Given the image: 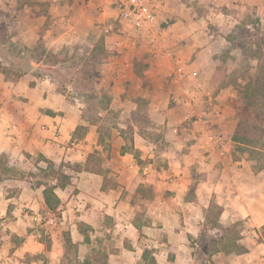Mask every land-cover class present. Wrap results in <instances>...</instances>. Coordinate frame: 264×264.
I'll list each match as a JSON object with an SVG mask.
<instances>
[{"label": "crops", "instance_id": "obj_1", "mask_svg": "<svg viewBox=\"0 0 264 264\" xmlns=\"http://www.w3.org/2000/svg\"><path fill=\"white\" fill-rule=\"evenodd\" d=\"M153 1L159 28L140 35L121 25L110 1L0 0V22L13 28L22 46L35 48L43 38L49 49L61 48L87 40L91 32L103 35L112 64L103 80L116 86L111 95L119 115L103 131L105 118H86L87 102L71 99L56 78L32 71L9 78L0 70V154L18 173L0 180V264H64L67 242L84 260L99 241L114 244L107 264H141L147 247L159 264H196L191 241L214 206L223 226L241 219L240 233L229 237L241 250L229 249L217 264H264V166L254 167L236 150L238 122L226 101L223 113L211 120H185L192 105L172 103L174 87L161 65L166 58L163 51L162 58L155 53L164 46L177 49L188 63V78L197 82V70L210 94L220 33L236 19L239 3L263 9L264 0ZM168 18L173 22L161 27ZM109 24L114 30H107ZM142 49L150 53L138 71ZM186 123L190 139L186 130L173 131ZM79 125L87 129L83 135L76 132ZM93 154L99 160L92 168L74 166L85 167ZM50 169L69 182L63 185L56 174L50 182L42 179ZM49 186L60 199L54 213L69 211L50 230L34 220L53 213L45 203ZM138 207L145 209L141 221Z\"/></svg>", "mask_w": 264, "mask_h": 264}, {"label": "rangeland", "instance_id": "obj_2", "mask_svg": "<svg viewBox=\"0 0 264 264\" xmlns=\"http://www.w3.org/2000/svg\"><path fill=\"white\" fill-rule=\"evenodd\" d=\"M235 18L231 26L220 33L221 36L219 40H217L214 55L219 58L220 62L214 72L215 86L209 85L210 87L208 88L211 91L210 95H208L205 87L206 94L204 95V102L200 103L198 106H210L212 104L221 105L222 114L225 109L224 101H226L234 108V115L236 116L237 122L239 120L245 121L248 116L250 119L253 118V120L254 118L255 120L258 119L257 123L263 125V122L259 121L258 116L255 114L257 111L264 112V110L252 108L253 113H248L245 110V99L241 94L239 85L240 83L241 85H245L251 79L254 81V78H257L263 71V69H260V65L262 63L264 64V8L262 9V7L254 5L253 8L248 7L245 9V7H242V4L239 3ZM167 21L164 20V22H161V27L169 25L173 22V19L168 18ZM99 35L98 33L95 34L91 32L87 40H79L75 43L71 40L70 43L64 44L61 48L52 47L51 49H49L48 41L41 38L36 42L35 47H38V49L35 48V54H33L30 59H28V56H25L24 59L29 61L33 60V65H35V67L39 66V68H43V70L39 69L40 72L49 73L56 78L61 87L59 89L65 90V92L68 91L72 97L71 99L84 96L88 102L91 100L92 103L87 102L89 105L84 108V116L96 122L101 118H105L106 122L103 123L101 127L103 131H109L110 126L116 123L119 117L115 106L116 100H114V96L111 95V90L116 86L113 82L104 84L105 80H103V78L112 71V64L108 62V52L104 46L105 37ZM13 36V28L6 23L0 22V55L1 45L9 46L11 42L15 43V45H20L19 43H22L21 39L16 38L14 40ZM166 48L168 47L164 46L161 49H157L155 53L161 54L162 58V51ZM169 48H172L176 54H179L177 49L173 47ZM149 53L150 49H142V54L145 55L142 56L141 54L137 57L135 69L138 71L142 69V61L146 59ZM7 61L9 62L7 63ZM11 61L16 64L14 58L9 56L6 60L1 61L0 56V66L8 71L5 75L9 78H15L18 65L10 66L9 63ZM37 61L41 64L38 65ZM166 61L168 64L161 65L168 67L170 63L168 60ZM48 67L52 68L47 70L49 69ZM172 95L171 92V96ZM172 100V103L177 101L173 99V97L171 98V101ZM108 107H110L108 112L102 111ZM101 112H103L104 116H100ZM142 120L145 121L144 117ZM186 125L189 126L187 123ZM259 134L260 138H264L260 132ZM252 144L255 146L257 145L255 148L256 153L254 154L250 152V148H247L252 146H244L240 149L239 144L235 142V147L239 154L245 155L247 159L254 157L253 161L256 167L260 165L264 166V146L255 143ZM128 146L130 147L129 144ZM14 171L16 170L11 169L5 159H0V179L7 175L17 176L18 173L14 174ZM53 175L54 169H50L44 175L46 177L41 178H46L45 181L50 182ZM141 193L145 194L146 192L144 190ZM144 211V207H138V219H140V221L145 217ZM239 219L240 218L236 216L235 224H224L225 226H223L219 222V209L215 208V206L213 207L208 221L203 225L201 233L197 238L191 241L194 246V252L196 253V264H217L225 257L224 253L229 249L236 248L237 250H241L239 246L235 245L234 239H229V237L238 236L240 233L241 219ZM81 230L88 231L89 229L85 226H81ZM224 231H226V235H223ZM113 245L112 241H106V243L99 241L89 248V256L93 255L94 251L107 253L109 249L113 248ZM219 249H221L220 253H218ZM76 253L77 249L73 243L67 242L65 244L63 263L76 264ZM213 257L216 259V262ZM103 259L101 255L100 260ZM141 264L147 263L142 261Z\"/></svg>", "mask_w": 264, "mask_h": 264}, {"label": "built area", "instance_id": "obj_3", "mask_svg": "<svg viewBox=\"0 0 264 264\" xmlns=\"http://www.w3.org/2000/svg\"><path fill=\"white\" fill-rule=\"evenodd\" d=\"M94 1V0H87ZM102 3L110 1L117 10V17L120 23L124 26L131 27L133 31L140 34L143 31H154L159 28L157 22V7L153 0H100ZM107 30H114L113 24H109ZM131 45H136V41H132ZM163 56L170 63L168 66L167 79L174 87L172 91L173 99L177 100L180 104L192 105L186 115L185 120L189 122L208 121L212 118L219 116L222 112L221 105L210 106H198L204 102L203 99L205 92V84L203 81L198 80L199 73L197 70H193L194 78H188V63H186L179 54H176L172 48H166L163 51ZM208 95H210L208 93ZM197 107H201L198 110ZM181 130H186L188 133L187 138L192 136V132L189 126L184 127L176 126L173 131L175 134H179ZM78 208V207H77ZM69 215L68 208L62 209L61 214L51 213L46 217L41 215H35L34 220L42 224L43 226L53 229L54 226L64 218L65 215Z\"/></svg>", "mask_w": 264, "mask_h": 264}, {"label": "trees", "instance_id": "obj_4", "mask_svg": "<svg viewBox=\"0 0 264 264\" xmlns=\"http://www.w3.org/2000/svg\"><path fill=\"white\" fill-rule=\"evenodd\" d=\"M11 43L9 46L1 45V55L0 56H1V61L6 60L9 56L15 59L16 64L18 65L16 77H20L29 71H32L35 75L39 77H42L45 75L52 76L49 73L40 72V70H43V68L42 67L39 68V66L35 67V65H33V60L29 61L27 59H24L25 56H28V59H30V57L33 54H35L34 52L35 48L38 49V47L31 49L26 46L15 45V43H12V44ZM8 62L9 61H7V63ZM16 64L13 61L9 63L10 66L16 65ZM260 66H261L260 69H263L262 74H260L257 78H254V81L253 79H251L245 85H241V83L239 85L241 94L243 98L245 99V104H246L245 110L248 113H253L252 108L257 109V110L258 109L264 110V64L262 63ZM48 68L49 69L47 70H50V68L52 67H48ZM1 71L3 73H8V71L3 69L2 67H1ZM80 99L84 100L85 102H88V100H86L84 96H81ZM89 102L92 103L91 100H89ZM263 113H264L263 111H257L255 114L258 116L259 121L263 122V125L257 123L258 119L255 120L254 118L253 120V118L250 119L248 116L246 117L245 121L243 120L238 121L233 140L237 144H239L240 149L243 148L244 146H252V147H247V148H250V152L254 154L256 153L255 148L257 145L255 146L252 143L260 144L264 146V138H260V134H259L260 132L262 136H264V119H263L264 114ZM145 118H147L146 115H145ZM85 130L87 129L84 125H79L77 127L76 132L77 134L83 135L85 133ZM0 159H5L6 163L8 162L7 156L4 154H0ZM253 159L254 157L251 158V160ZM97 160L98 158H96V156L93 154L90 156L89 162L86 164L85 167L81 164L74 165V166L79 170L83 168H86V169L92 168L90 167V164L92 163L96 164ZM48 163L50 166L53 165L52 161H48ZM254 166L256 167V165ZM260 166H257V168ZM54 174L58 175L63 185L69 182V176H67L66 174L60 171H54ZM6 177H8V175L3 178H6ZM54 188L55 186H49L44 191L45 203L47 204L48 208L53 212L57 211L60 205V199L54 192ZM152 251L153 249L149 247L145 248L143 252V261H145L147 264H159L155 256L153 255ZM101 255H102V258H104L103 260H100ZM107 262H108V254L102 253V252H96V251H94L93 255L86 257L84 260H80L79 258L76 259V264H107Z\"/></svg>", "mask_w": 264, "mask_h": 264}]
</instances>
